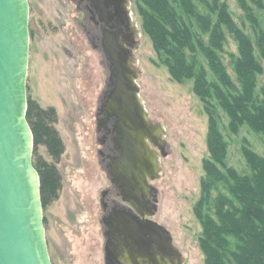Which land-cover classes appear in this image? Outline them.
Wrapping results in <instances>:
<instances>
[{"label": "rangeland", "instance_id": "rangeland-1", "mask_svg": "<svg viewBox=\"0 0 264 264\" xmlns=\"http://www.w3.org/2000/svg\"><path fill=\"white\" fill-rule=\"evenodd\" d=\"M227 1L242 25L244 14L238 1ZM66 2L29 0L27 97L28 106L34 108L30 121L39 137V145L34 142L35 159L49 186V195L59 196L47 208L42 201L44 225L53 264H105L101 199L102 192L112 184L100 164L96 114L106 90L107 72L102 54L83 35H74L73 6ZM139 6V0H132L133 16L141 33L135 52L141 69L140 95L152 121L165 126L168 142V155L161 158L160 178L152 182L158 191L154 218L171 232L174 244L186 258L183 264H207L195 207L205 176L204 161L210 156V113L194 90V79L179 80L170 72L164 56L144 31ZM255 9L264 19V9ZM246 26L250 31L249 22ZM228 48L235 51L236 45L231 42ZM260 82L264 83V75ZM50 108L55 110L53 117L47 113ZM219 112L229 143L228 163L244 171V139L261 154L263 141L247 127L239 134H230L226 129L229 120L221 109ZM51 128L61 140L58 156L47 134Z\"/></svg>", "mask_w": 264, "mask_h": 264}, {"label": "trees", "instance_id": "trees-1", "mask_svg": "<svg viewBox=\"0 0 264 264\" xmlns=\"http://www.w3.org/2000/svg\"><path fill=\"white\" fill-rule=\"evenodd\" d=\"M237 1L244 14L242 25L227 0H139L144 31L175 78L194 79V90L210 113V156L204 161L205 176L195 207L207 264H264V153L244 139L242 155L247 169L239 171L229 165V143L219 112L221 109L229 120L226 129L230 134L247 127L264 144V83L260 82L264 75V19L255 9H264V0ZM231 42L235 51L227 49ZM33 112L28 106L27 119L35 145H39L30 121ZM47 113L53 117L55 110L50 108ZM47 134L58 156L61 140L57 131L51 128ZM36 151L33 162L41 177L44 201L49 186L39 171Z\"/></svg>", "mask_w": 264, "mask_h": 264}, {"label": "water", "instance_id": "water-1", "mask_svg": "<svg viewBox=\"0 0 264 264\" xmlns=\"http://www.w3.org/2000/svg\"><path fill=\"white\" fill-rule=\"evenodd\" d=\"M121 50L108 42L111 84L100 111L105 121H115L113 140L120 154L112 158V182L130 210L145 219L118 212L104 220L105 263L183 264L186 258L172 234L151 219L158 209L152 182L160 178L161 158L168 155L166 128L149 117L138 84L141 70L134 66L138 60L124 61ZM29 55V0H0V264H53L27 119Z\"/></svg>", "mask_w": 264, "mask_h": 264}, {"label": "flooded vegetation", "instance_id": "flooded-vegetation-1", "mask_svg": "<svg viewBox=\"0 0 264 264\" xmlns=\"http://www.w3.org/2000/svg\"><path fill=\"white\" fill-rule=\"evenodd\" d=\"M69 3L73 6L72 20L74 22V35L78 38H81V35H83L90 46L95 51H98L100 54H102L103 64L107 72L106 90L100 99V104L96 114V133L98 134L97 140L101 146V148L98 149L100 164L106 170L108 178L112 184L111 188H108L102 192L101 199L103 210V232H106L107 226L104 224V220L108 221L110 217H116L118 212H120V214L123 213L128 219L133 217V215L139 219H145L135 212V210H130V204L124 200L122 192L119 190L116 184L112 182V175L110 174L113 163L112 158L118 157L120 154L113 140L114 136L116 135L114 130L115 121L114 119L105 121L104 113L100 111L104 94L105 92H108L111 84L110 78L112 60L110 54L107 52V44L108 42L115 41L116 44L120 45V48L124 51L123 52L121 50V55L124 61L133 59V57L138 60L135 55L136 50L134 46H138V48L140 46V37L138 36L139 28L138 26L135 27L134 25V23L137 21L135 20L132 12V0H68L66 5L68 6ZM138 65L139 60L137 63H134V66L140 69ZM57 199H59V196H51L46 190L44 198V201L46 202V208L48 206L50 207L55 201H57ZM129 212L133 214L129 216ZM157 212L158 209L155 212V215L151 218L155 222H158L154 218Z\"/></svg>", "mask_w": 264, "mask_h": 264}]
</instances>
